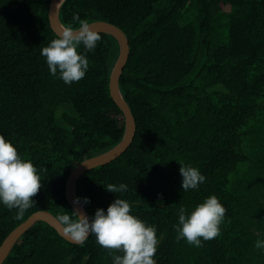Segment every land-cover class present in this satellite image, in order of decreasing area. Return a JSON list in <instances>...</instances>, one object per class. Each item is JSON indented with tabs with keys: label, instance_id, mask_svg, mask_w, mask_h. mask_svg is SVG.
Wrapping results in <instances>:
<instances>
[{
	"label": "trees",
	"instance_id": "16d2710c",
	"mask_svg": "<svg viewBox=\"0 0 264 264\" xmlns=\"http://www.w3.org/2000/svg\"><path fill=\"white\" fill-rule=\"evenodd\" d=\"M50 1L0 0V134L44 169L21 219L0 204V245L34 211L70 214V171L112 148L125 130L109 89L117 39L99 32L84 78L65 84L40 55L57 35ZM74 17L126 32L130 55L120 87L137 121L131 145L77 182L91 216L118 195L127 199L132 213L157 229L156 264H264V249L255 246L264 240V162L244 148L249 127L264 117V0H66L61 21L79 27ZM179 162L199 168L205 182L184 192ZM110 183L128 189L111 193ZM209 195L226 207L218 236L199 248L178 241L179 208L190 212ZM117 254L95 236L72 243L38 221L3 264H114Z\"/></svg>",
	"mask_w": 264,
	"mask_h": 264
},
{
	"label": "clouds",
	"instance_id": "9594fccd",
	"mask_svg": "<svg viewBox=\"0 0 264 264\" xmlns=\"http://www.w3.org/2000/svg\"><path fill=\"white\" fill-rule=\"evenodd\" d=\"M78 28L66 26L57 33L47 46L41 48L50 75L71 85L84 78L89 68L86 53L94 51L101 35L87 21L79 20ZM83 46V50L81 49ZM180 163V162H179ZM181 188L184 192L195 190L206 180L199 168L180 163ZM43 168L22 157L12 140L0 134V204L9 210H16L21 219L35 201L33 197L41 188ZM105 186V185H104ZM106 190L122 194L127 191L125 183L108 184ZM90 198L76 197L74 208L58 216L63 232L74 242L83 244L90 236L96 243L115 255L114 264H156L159 236L154 225L148 224L131 211L133 205L119 195L105 210L97 208L89 217L84 208ZM226 207L216 195H209L196 204L190 212L184 206L179 208L176 239L186 240L189 245L201 247L202 241L218 236ZM255 246L264 249V240L255 241Z\"/></svg>",
	"mask_w": 264,
	"mask_h": 264
},
{
	"label": "water",
	"instance_id": "95a60500",
	"mask_svg": "<svg viewBox=\"0 0 264 264\" xmlns=\"http://www.w3.org/2000/svg\"><path fill=\"white\" fill-rule=\"evenodd\" d=\"M65 1L66 0H51L49 4L48 16L50 26L56 34L66 27L60 18V9ZM88 23L92 24L98 32L108 33L114 36L118 41L119 53L110 73L109 89L111 97L123 112L125 130L121 140L112 148L102 153L88 156L87 158L78 162L76 166L70 171L66 179L65 195L69 205L72 208L75 207L73 204L74 198L79 197L77 193V182L81 175L90 169L107 164L119 157L131 145L137 130V121L135 115L128 101L124 97L120 87V78L130 55L129 38L121 27L110 21L94 20ZM83 210L89 217H91V214L86 207ZM38 221H44L48 223L50 226L55 228L59 235L64 239L69 242L76 243L63 232V228L58 221V216H56L50 210H37L34 211L27 219L18 224L3 240L2 244L0 245V264L4 263L18 240Z\"/></svg>",
	"mask_w": 264,
	"mask_h": 264
},
{
	"label": "rangeland",
	"instance_id": "374dc122",
	"mask_svg": "<svg viewBox=\"0 0 264 264\" xmlns=\"http://www.w3.org/2000/svg\"><path fill=\"white\" fill-rule=\"evenodd\" d=\"M249 128L250 129L248 130L250 131L251 139H247V141H245L244 148L247 150L249 157L256 156L257 159L255 160V162L258 163L260 160L264 162V146H259L261 144H264V117L257 118ZM254 141L258 143H255ZM259 148H261V152L259 151Z\"/></svg>",
	"mask_w": 264,
	"mask_h": 264
}]
</instances>
